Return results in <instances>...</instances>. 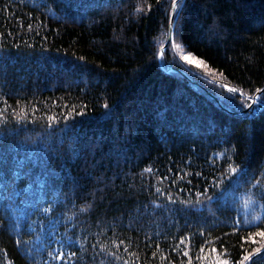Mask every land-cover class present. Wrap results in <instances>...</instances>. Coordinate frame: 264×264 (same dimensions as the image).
Segmentation results:
<instances>
[{
	"label": "trees",
	"instance_id": "1",
	"mask_svg": "<svg viewBox=\"0 0 264 264\" xmlns=\"http://www.w3.org/2000/svg\"><path fill=\"white\" fill-rule=\"evenodd\" d=\"M146 2L152 7L137 12ZM169 4L0 0V31L13 32L0 40V108L6 99L28 111L27 120L17 122L9 109V122L0 123V264H124L100 244L124 260L128 246L138 264H161L162 254L164 264H179L187 257L172 251L176 238L202 226L211 237L230 232L222 221L236 215L231 203L243 194L235 177L221 186L228 206L218 200L202 208H158L166 196L156 187L195 200L196 190L222 170L224 149H235L233 159L250 172L264 164V112L251 120L236 117L219 94L223 83L245 91L264 87V0H181L174 27ZM169 30L214 72L179 60ZM50 116L58 122L50 125ZM85 201L93 207L81 212ZM18 218L27 245L15 242ZM113 240L124 245L116 249ZM222 240L236 258L238 234ZM201 242L197 235L189 246L193 264H199ZM213 243L219 253L220 242ZM68 251L78 259H54Z\"/></svg>",
	"mask_w": 264,
	"mask_h": 264
},
{
	"label": "snow or ice",
	"instance_id": "2",
	"mask_svg": "<svg viewBox=\"0 0 264 264\" xmlns=\"http://www.w3.org/2000/svg\"><path fill=\"white\" fill-rule=\"evenodd\" d=\"M159 3V0H157ZM9 7V5H5ZM39 7V5H37ZM152 5L150 3H145L144 5L137 6L136 11L142 12L145 9H150ZM169 8L176 9V15L180 14L181 10V0H170ZM19 22V27H25L23 23V17L17 18ZM171 25L174 27V20H170ZM3 26V25H0ZM26 27L29 31L33 30V24L31 22L27 23ZM39 27V25H37ZM13 32L9 31L7 27L3 31H0V40L6 36H12ZM173 33L169 30L167 39L169 40L170 46L174 44V49L179 52V60L185 61L188 65H195L197 68L204 69L205 73L214 72L208 64L196 56H194L190 51L185 52L181 44L175 43L172 39ZM4 45L0 43V50H2ZM19 47V44H17ZM163 56V53H154ZM177 57L174 55L173 59ZM222 75V73H221ZM212 82L215 83V77H212ZM221 91L220 95L223 97V103L229 109V111L236 117L246 118L251 120L258 111L264 112V87H256L251 91H245L242 87H237L235 85H230L229 83H223L220 85ZM226 90V92L224 91ZM19 104L20 102L17 101ZM253 104L257 105L256 109H253ZM82 106L80 114H83ZM108 105L105 104V108ZM35 105H33V109ZM9 109H11V115L16 119L17 122H25L28 118V111L26 107H21L19 111L16 108H12L8 104L7 100H3V107L0 108V123L7 124L9 122ZM249 109V111H245ZM76 111L75 108H72L64 119H67L68 116H71ZM32 117H35V111L32 112ZM57 116L48 117V122L51 125L52 122H58ZM35 122V120H33ZM235 154V149H224L220 155L225 157L222 170L218 173L217 177L212 180L210 184H205V190H196L195 195L196 199H183L179 197V193L175 196L171 192H165L161 187H156V193H159L160 196H166V202L158 204L157 207H165L170 204H179L185 206V209L195 208L204 206V201H207L209 204L215 203L216 201H223L225 206L230 204L229 196L226 195V187H221L224 184L225 180H228V183L231 185L233 183V177H235V184L243 189V194L239 197L238 200L231 203V208L236 212V215L231 217L229 221H222L226 226L229 227V233H222L221 236L211 237V231H207L205 227H200L196 232H189L185 235H182L178 238V243L172 247V251L177 252L178 255L187 257L186 261H180L179 264H193V256L189 254V246L193 243V238L197 235L201 238L202 242L198 245L199 255L195 256V259L199 264H264V223H258L262 220L264 216V164H261L256 169H252L251 172L249 168L242 167L240 163H237L233 159ZM212 163L215 164V159L212 160ZM145 171L152 173V168H147ZM171 171V169H169ZM192 175L202 176L203 173L195 172ZM167 179V177H159V180ZM182 180L183 177H180ZM173 184H176V179L173 178ZM191 183V180L188 181ZM208 188L220 189V192L217 193L213 191L211 194L208 192ZM237 195L236 189L233 190L231 196L234 198ZM159 199V197L157 198ZM95 201V193H93V202ZM152 203H156V200H153ZM237 204L240 207H237ZM93 207V203L88 201L84 202V206L80 209L81 212H88L89 209ZM241 209L244 210L243 216H241ZM44 211H50L46 208ZM249 215L251 218L249 219ZM0 221V225H2ZM31 225H29L30 227ZM214 223L212 227H215ZM14 227L17 229L16 244L17 245H27L28 241L23 240L24 233L20 231V219H17V222L14 224ZM129 227H134L133 224H130ZM230 234H238V244L240 251L237 253L236 258H233L231 255H228V248L224 247L223 237H227ZM211 237V241L207 239ZM213 241H219L221 251L217 253V248ZM131 243V241H129ZM112 244L115 245L116 249H120L121 245H124V241L113 240ZM209 246V250L206 251L205 246ZM183 246V247H181ZM102 251H106L107 255L111 256L114 261H124V264H138L139 256L137 253H129L128 246H124V253H127L130 259L124 260L122 255H118L117 251H112L105 244L99 245ZM157 247H159L157 245ZM97 245L93 244L92 249H96ZM31 251V249H28ZM52 256V253H49ZM152 256L156 257L157 252L153 251ZM77 258V253L68 251L67 253L60 252L54 257L56 260ZM134 258V259H133ZM167 257L163 254L160 257L161 264H164V260ZM168 264H177L176 261L168 259Z\"/></svg>",
	"mask_w": 264,
	"mask_h": 264
},
{
	"label": "water",
	"instance_id": "3",
	"mask_svg": "<svg viewBox=\"0 0 264 264\" xmlns=\"http://www.w3.org/2000/svg\"><path fill=\"white\" fill-rule=\"evenodd\" d=\"M175 12H176V9H173V18H172V20L174 19ZM171 27H172V25H171Z\"/></svg>",
	"mask_w": 264,
	"mask_h": 264
}]
</instances>
